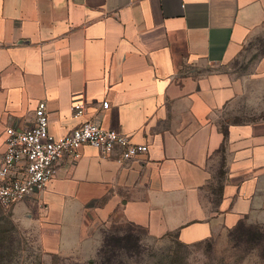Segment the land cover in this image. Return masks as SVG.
<instances>
[{"label": "crops", "instance_id": "1", "mask_svg": "<svg viewBox=\"0 0 264 264\" xmlns=\"http://www.w3.org/2000/svg\"><path fill=\"white\" fill-rule=\"evenodd\" d=\"M42 102L55 137L91 121L149 147H84L13 207L46 253L90 263L110 223L213 249L264 226V0H0V163Z\"/></svg>", "mask_w": 264, "mask_h": 264}, {"label": "built area", "instance_id": "2", "mask_svg": "<svg viewBox=\"0 0 264 264\" xmlns=\"http://www.w3.org/2000/svg\"><path fill=\"white\" fill-rule=\"evenodd\" d=\"M73 112L81 117L85 106L76 104ZM84 147L94 148L104 157L117 155L122 163L149 152L147 145L135 144L126 135L91 121L66 136L55 137L50 131L47 105L42 102L31 128H9L6 132V150L0 163V205L11 208L45 188L56 176L58 163L67 155L81 158Z\"/></svg>", "mask_w": 264, "mask_h": 264}, {"label": "rangeland", "instance_id": "3", "mask_svg": "<svg viewBox=\"0 0 264 264\" xmlns=\"http://www.w3.org/2000/svg\"><path fill=\"white\" fill-rule=\"evenodd\" d=\"M13 207L4 208L0 205V237L4 239V245L8 246L2 257V264H78L70 258L46 253L42 245L38 244L35 231L16 221ZM127 229L130 230V226L122 223H110L101 227L104 236L115 232L122 235ZM248 234L242 232L235 235L236 241L234 239L231 241L230 238L228 242L217 241L218 245L208 254L200 248L183 249L180 252L184 256V261L180 264H260L259 256L263 252L261 248L252 249V247L264 245V226H261L257 233ZM135 235L142 237L141 232H135ZM141 241L137 243L133 238L132 243L124 242L125 248L121 249L118 247L123 244L115 243V253L107 254L102 260L92 259L86 264H172L174 262V248L177 245H171L169 241L156 242L146 238Z\"/></svg>", "mask_w": 264, "mask_h": 264}, {"label": "trees", "instance_id": "4", "mask_svg": "<svg viewBox=\"0 0 264 264\" xmlns=\"http://www.w3.org/2000/svg\"><path fill=\"white\" fill-rule=\"evenodd\" d=\"M260 227L261 226H259V225H249L246 222H240V224L234 230H232L229 233V238L231 241H232V239H234V241H236L235 235L242 233V232H247V233H249L248 235H251V232L257 233L260 230ZM135 232L136 231L134 229L130 228V230H128V229L125 230L122 235H118L117 232L105 235L103 245H101V247L98 251L97 257H96L97 260H102L107 254L115 253L116 252L115 243H118V245L123 244L121 247H118V249L125 248L124 245H126V244H124V242L132 243L133 238H135L137 240V243H140L141 237L135 235ZM3 241H4V239L0 237V264H2V257L5 253V251L8 249V246L4 245ZM234 246H238V245H234ZM193 247L196 249H198V248L203 249L204 252L207 254H208V252L210 253L213 250V245H194ZM190 248H192V247H188L186 245H177V247L174 248V250H175L174 256L175 257L173 258L174 262L172 264H175V263L180 264L181 262H183L184 256H182V252H180V251L181 250L183 251V249L189 250ZM255 248H261V251L263 252V254H261V256H259L260 260H261L260 264H264V245H255L254 247H252V249H255ZM1 252H2V254H1Z\"/></svg>", "mask_w": 264, "mask_h": 264}]
</instances>
